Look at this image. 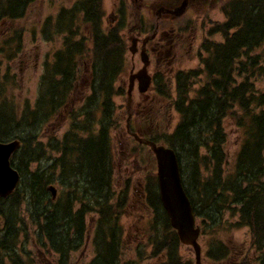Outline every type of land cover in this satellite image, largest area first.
<instances>
[{"label": "trees", "instance_id": "16d2710c", "mask_svg": "<svg viewBox=\"0 0 264 264\" xmlns=\"http://www.w3.org/2000/svg\"><path fill=\"white\" fill-rule=\"evenodd\" d=\"M38 1L0 0V90L6 84L1 67L23 49L25 29L17 24ZM222 12L225 20L211 34L224 40L203 42L199 68L172 79L166 69L155 74L152 104L158 109L166 103L178 114L175 128L139 135L176 152L206 257L250 264L249 252L232 251L223 240L224 234L248 228L257 264H264V91L252 81L264 77V50L255 54L264 44V0H230ZM104 16L103 0H78L72 10L46 21L42 35L51 40L63 34L64 41L44 64L37 100L21 107L0 103V142L21 141L11 159L21 175L19 188L0 199V264H34L25 251L30 236L47 255L58 257L56 264H71V253L87 240L92 214L95 257L87 264H142L148 258L155 264H191L181 254L153 174L142 186V202L153 214L149 247L141 245L137 258L123 259L121 216L130 188L115 201L113 144L122 127L114 99L125 95L118 84L128 69L127 47L122 27L105 30ZM62 114L71 120L70 129L47 147L43 128ZM228 122L240 134L233 163ZM43 163L47 166L31 170ZM51 186L59 192L55 200ZM25 204L36 229L32 235L21 215Z\"/></svg>", "mask_w": 264, "mask_h": 264}, {"label": "rangeland", "instance_id": "374dc122", "mask_svg": "<svg viewBox=\"0 0 264 264\" xmlns=\"http://www.w3.org/2000/svg\"><path fill=\"white\" fill-rule=\"evenodd\" d=\"M117 0H103V8L105 11L104 16V29L111 30L118 25L122 27L121 36L125 40L127 47V60L128 69L127 73L122 77L118 85L123 86L125 95L118 96L114 99L115 104L119 107V113L121 116L122 127L120 131L115 135L113 149H114V161L115 171L113 175V183L115 185L116 199L121 193L122 189L129 187V205L127 206L125 213L121 216V224L125 231V252L123 253V259L138 257V250L142 245L148 249V235L149 229L147 228L148 220L153 218V214L148 210L144 203L143 183L146 177L150 175H157L156 160L147 145H140L133 136L128 133L126 126L127 121L134 132L145 135L149 133L154 134L156 130L161 133L172 131L178 123V114L168 108L167 104L160 106L158 109L152 104L151 99L154 93L151 91L146 95H141L137 89L132 93L131 109L128 110V96L127 90L129 85V77L131 69L134 67L135 72L142 69L143 64L139 58V55L132 58V54L129 49L132 47V39L135 31L137 30L138 17L136 14L135 5H130V12L128 15H123L119 24L113 25V13ZM78 4V0H40L33 4L23 20H21L17 26H21L25 29V35L23 39L22 52L10 62H5L1 67V76L3 82H5L4 89L0 90V103H9V106H24L28 103L31 105L35 103L40 91V82L44 73V64L47 61L53 60L54 53L63 47L64 35L57 36L53 39L47 40L46 36L42 35V28H44L46 21L56 20L63 10H72ZM149 11L146 10L148 15ZM209 21L207 30L204 28L199 29L197 32V38L193 47V51L190 52L188 48L182 49L178 54V58L170 66H166V73L172 76L179 71L194 70L199 68L201 63L200 52L201 45L206 38L215 42H223L221 34H210L209 29L213 22H223L225 16L222 13V9H212L209 12ZM150 21L151 15L148 16ZM212 30V29H211ZM35 34V37H34ZM203 41V42H202ZM264 50L263 46L255 52L259 54ZM164 69V70H165ZM155 70L153 67L149 68V72ZM7 78V79H6ZM258 90L264 91V77H257L252 79ZM172 84L174 82L171 80ZM174 91V90H173ZM175 95V92H173ZM132 120L130 122V118ZM127 118V119H126ZM71 120L62 114L57 120L49 123L43 128V142L48 147V143L52 138H62L63 135L70 129ZM229 136L227 144V153L229 155V161L234 162L237 150L240 145L239 132L234 125L230 122L226 126ZM46 167L47 164L32 165L31 170H35L37 167ZM59 193V192H58ZM21 215L24 217L25 222L29 224L27 226L29 234H35L36 229L32 225L30 219V212L28 205L25 204L22 207ZM96 214L90 215L87 218V224H89V233L86 242L70 255L71 264H87L95 257V250L93 246V234L94 223L96 220ZM223 240L231 247L232 251L249 252L252 259L250 264H257L260 257L257 252L251 247V236L248 228L239 229L229 234H224ZM202 245V257L200 264H230L228 261L215 262L206 257V247L202 239H200ZM35 240H31V236L25 246V251L28 257L33 260L34 264H56L57 256L47 255ZM181 254L186 260L191 261V264H197L194 250L188 246L181 247ZM152 259H145L142 264H155Z\"/></svg>", "mask_w": 264, "mask_h": 264}, {"label": "water", "instance_id": "95a60500", "mask_svg": "<svg viewBox=\"0 0 264 264\" xmlns=\"http://www.w3.org/2000/svg\"><path fill=\"white\" fill-rule=\"evenodd\" d=\"M219 2L221 0H210ZM189 0H183L181 5L162 9L158 17H169L177 19L182 17L188 7ZM132 54L136 53V43L130 48ZM143 69L137 74L131 75L128 88V108L131 109L132 93L137 80L138 91L146 94L152 84V76L148 73L150 65L149 56L143 51L141 53ZM129 129V122H128ZM134 138L140 143L150 147L157 163V181L161 202L170 219L172 228L177 232L180 242L194 250L197 264H200L202 257V246L199 242L200 227L197 225L194 209L188 198L182 180L181 168L176 152L165 146L158 145L152 141L140 138L133 134ZM21 142L14 140L7 143L0 142V198H8L18 188L21 176L20 173L11 165L12 156L20 149ZM53 200L57 197V189L53 186L49 188Z\"/></svg>", "mask_w": 264, "mask_h": 264}, {"label": "flooded vegetation", "instance_id": "af4514ba", "mask_svg": "<svg viewBox=\"0 0 264 264\" xmlns=\"http://www.w3.org/2000/svg\"><path fill=\"white\" fill-rule=\"evenodd\" d=\"M228 1L230 0L219 2L189 0L185 15L172 19L164 16L159 18L158 13L162 9L175 8L181 5L183 0H117L113 13V25L118 24L123 15L129 14L130 5H135L138 17L137 30L132 36V43H136L137 49L135 56L139 55L141 60L142 51L148 54L150 58L149 68L153 65L155 68L153 72L149 73L154 78L156 73L174 63L182 49L188 48L190 52L193 51L197 32L201 28L207 30L209 12L215 8L221 10ZM146 10L149 11L148 15ZM149 15L152 17L151 21L148 18ZM215 23L213 22L209 29L210 34ZM135 56L132 58L134 59ZM134 73L137 72L133 67L130 74Z\"/></svg>", "mask_w": 264, "mask_h": 264}, {"label": "bare ground", "instance_id": "6f19581e", "mask_svg": "<svg viewBox=\"0 0 264 264\" xmlns=\"http://www.w3.org/2000/svg\"><path fill=\"white\" fill-rule=\"evenodd\" d=\"M183 178V177H182ZM113 215V214H112Z\"/></svg>", "mask_w": 264, "mask_h": 264}]
</instances>
